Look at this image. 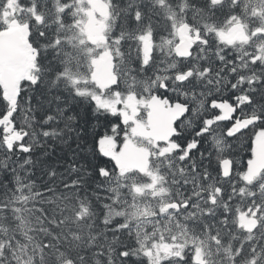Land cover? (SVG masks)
I'll list each match as a JSON object with an SVG mask.
<instances>
[{"label":"snow or ice","instance_id":"6c2138e0","mask_svg":"<svg viewBox=\"0 0 264 264\" xmlns=\"http://www.w3.org/2000/svg\"><path fill=\"white\" fill-rule=\"evenodd\" d=\"M0 264H264V0H0Z\"/></svg>","mask_w":264,"mask_h":264},{"label":"trees","instance_id":"16d2710c","mask_svg":"<svg viewBox=\"0 0 264 264\" xmlns=\"http://www.w3.org/2000/svg\"><path fill=\"white\" fill-rule=\"evenodd\" d=\"M78 110L81 112L82 116H83V120L80 121L81 123V126L82 127H86L87 129V132L89 133V136H88V150H91L93 145H92V142H91V133L92 132H95V131H101L100 127H99V123L97 122V120L94 118V115L89 111V106L84 103V104H79L78 105ZM36 119L39 120L40 119V114L37 113L36 115ZM103 121H101L102 123ZM62 126V125H61ZM241 143L243 144H247L248 143V140H247V137H241ZM49 145L52 144L51 141H48L47 142ZM74 147V145H73ZM98 150V149H97ZM56 153H60V148L59 147H56L55 148V152L52 151L51 148H49V154L52 155V156H55ZM240 155L244 158V160L246 161L248 158H249V152L248 151H243L240 153ZM34 159H44V153L43 151H41L40 149H37L36 151V154L35 156L33 157ZM106 159V158H105ZM62 170V169H61ZM37 177L40 176V173L37 172L36 173Z\"/></svg>","mask_w":264,"mask_h":264}]
</instances>
